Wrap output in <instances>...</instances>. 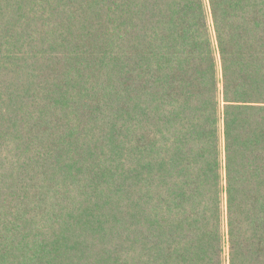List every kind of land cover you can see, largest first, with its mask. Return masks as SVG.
<instances>
[{"label":"trees","instance_id":"1","mask_svg":"<svg viewBox=\"0 0 264 264\" xmlns=\"http://www.w3.org/2000/svg\"><path fill=\"white\" fill-rule=\"evenodd\" d=\"M0 264H264V0H0Z\"/></svg>","mask_w":264,"mask_h":264}]
</instances>
